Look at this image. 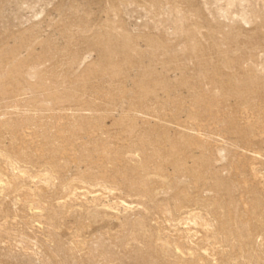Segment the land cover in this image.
I'll return each instance as SVG.
<instances>
[{
  "label": "rangeland",
  "instance_id": "1",
  "mask_svg": "<svg viewBox=\"0 0 264 264\" xmlns=\"http://www.w3.org/2000/svg\"><path fill=\"white\" fill-rule=\"evenodd\" d=\"M0 182V264H264V0H0Z\"/></svg>",
  "mask_w": 264,
  "mask_h": 264
},
{
  "label": "bare ground",
  "instance_id": "2",
  "mask_svg": "<svg viewBox=\"0 0 264 264\" xmlns=\"http://www.w3.org/2000/svg\"><path fill=\"white\" fill-rule=\"evenodd\" d=\"M129 44L132 47V44H133L132 40L129 41ZM151 45H152L151 48H152L153 51H158V50H162L163 49L162 45L160 43H158V42H154L153 41V42H151Z\"/></svg>",
  "mask_w": 264,
  "mask_h": 264
}]
</instances>
